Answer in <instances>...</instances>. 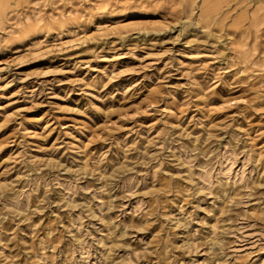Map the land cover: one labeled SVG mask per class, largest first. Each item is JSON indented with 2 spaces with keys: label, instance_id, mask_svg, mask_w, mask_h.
Instances as JSON below:
<instances>
[{
  "label": "rangeland",
  "instance_id": "rangeland-1",
  "mask_svg": "<svg viewBox=\"0 0 264 264\" xmlns=\"http://www.w3.org/2000/svg\"><path fill=\"white\" fill-rule=\"evenodd\" d=\"M261 185L264 0H0V264H264Z\"/></svg>",
  "mask_w": 264,
  "mask_h": 264
},
{
  "label": "bare ground",
  "instance_id": "bare-ground-1",
  "mask_svg": "<svg viewBox=\"0 0 264 264\" xmlns=\"http://www.w3.org/2000/svg\"><path fill=\"white\" fill-rule=\"evenodd\" d=\"M107 23H100V24H97L96 25V30H100V29H102V28H104V27H107L108 25H106ZM70 34V33H69ZM36 41V40H35ZM38 41V40H37ZM40 42H41V38H40V40H39Z\"/></svg>",
  "mask_w": 264,
  "mask_h": 264
},
{
  "label": "snow or ice",
  "instance_id": "snow-or-ice-1",
  "mask_svg": "<svg viewBox=\"0 0 264 264\" xmlns=\"http://www.w3.org/2000/svg\"><path fill=\"white\" fill-rule=\"evenodd\" d=\"M262 187H264V185H261Z\"/></svg>",
  "mask_w": 264,
  "mask_h": 264
}]
</instances>
